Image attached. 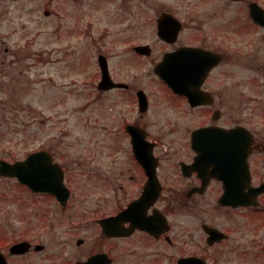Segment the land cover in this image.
Segmentation results:
<instances>
[{
  "label": "flooded vegetation",
  "instance_id": "af4514ba",
  "mask_svg": "<svg viewBox=\"0 0 264 264\" xmlns=\"http://www.w3.org/2000/svg\"><path fill=\"white\" fill-rule=\"evenodd\" d=\"M93 2L0 0V22L11 11L19 20L54 13L50 31L34 26L58 45L57 57L41 52L43 65L56 62L60 72L79 74L81 41L123 40L132 58L151 62L153 82L133 84L95 47L87 89L68 91L84 99L68 113L86 117L93 142L84 169L77 154L50 146L44 119L32 131L30 95L26 87L16 91L22 86L8 70L16 61L3 54L0 168L5 161L10 169L0 171V264H47L52 244L58 264H223L238 252L254 256L253 245L239 239L255 232L257 219L264 224V189L257 190L264 184V101L241 100V88H264V23L251 14L252 8L264 15V0H157L152 11L139 5V27L98 34ZM111 19L107 14L105 21ZM12 24L10 34H30L25 22ZM30 63L17 78L24 79ZM80 170L87 176L82 186ZM145 189L151 204L143 213ZM135 200L130 215L111 219ZM180 210L184 218L177 220ZM149 215L156 216L154 230L140 229L139 217ZM58 224L64 232H48Z\"/></svg>",
  "mask_w": 264,
  "mask_h": 264
},
{
  "label": "rangeland",
  "instance_id": "374dc122",
  "mask_svg": "<svg viewBox=\"0 0 264 264\" xmlns=\"http://www.w3.org/2000/svg\"><path fill=\"white\" fill-rule=\"evenodd\" d=\"M92 3L90 7L93 12L95 32H103L104 28L110 27L113 33L121 31V28L125 26L139 27V19L136 17V11H139V5L148 6L145 10L152 11L154 6L157 4V0H102V2ZM163 2L168 1L173 4H183L184 0H161ZM95 3V4H94ZM104 4V5H103ZM56 2L53 3V8L55 9ZM94 8V9H93ZM112 16L110 23L105 21L106 15ZM130 16H134V19H130ZM14 17V18H13ZM23 19L19 20L17 18V13L14 14L12 11L7 15L5 21L0 22V59L3 54H7L10 62L16 61V64L11 66L9 69H14L16 85L20 83L22 88L16 89V91L24 90V94L30 95V101L32 103V125L31 129L33 132H38L41 129L40 119H44V126L46 127V136L50 146L58 148L65 154L69 153L74 157L79 158L78 165L80 168L86 169L90 163L88 158L90 155V150L93 147L92 138L90 137V131L84 120L86 117L82 116L81 119H75L69 111L72 110V106L77 102H83L84 99H77L72 93L68 94V91L72 89L73 86L83 87L82 89H87L88 84L91 82V75L93 70V64L95 61L94 49L100 48L110 55L109 60H111V66L121 68L120 75L125 76L127 80H133V84H139V86H147L153 84L151 77L152 64L148 61H140L132 58L130 55L131 51L127 50L126 47L128 43H124L123 40L118 43H113L109 40H104L101 38L97 42H92L91 44L81 41L79 45L80 49V72H72L70 69H63L60 72L57 68V64L45 66L40 61L41 52L47 50L49 57H57L58 45L48 39L41 37V34L45 29L41 27L36 28V25L44 24L43 28H47L48 31L55 24L54 13L49 17L43 16L41 12H32L31 16L27 14L23 15ZM12 19L16 22H25L26 28L28 26L29 35H26V29L18 30L16 34H10L9 32L14 31L12 24ZM10 20V21H9ZM36 26V27H34ZM31 27L33 29H31ZM21 29V28H18ZM40 35V36H39ZM26 36H29L26 38ZM104 36V35H103ZM246 36V35H244ZM115 36H112L114 40ZM107 38V37H106ZM46 40V41H45ZM70 45L64 44V48L71 52ZM112 50V51H110ZM115 50V51H113ZM57 54V55H56ZM28 62L32 65L29 69L25 70V77H19L17 71L19 69L25 68ZM25 63L24 66H21ZM4 68L0 64V69ZM242 72V70H241ZM245 74L248 75V70H244ZM247 86V84H244ZM241 100H250L249 97L256 101H264V88L259 90L253 88L252 91L248 89H242ZM22 100H27L24 97ZM249 95V97H248ZM62 103V104H61ZM8 109V108H7ZM6 109V110H7ZM85 115V114H84ZM68 116V119L66 117ZM86 116V115H85ZM64 118L63 122L61 121ZM62 126L65 130L61 131ZM39 123V124H38ZM22 125V124H20ZM13 125L9 124V132L11 131ZM67 129V132H66ZM20 132H23V128H20ZM43 138V137H42ZM38 143V141H37ZM35 144V142H34ZM101 145L103 144L100 143ZM3 146H8V141L3 142ZM77 154V156L75 155ZM85 174V175H84ZM80 186L82 183H86L87 176L85 170H80L79 176ZM175 219H183V212L175 211ZM264 224L258 219L255 223V232H244L245 236H240V243H249L254 247V256L252 253L250 256L242 258L241 254L238 252L237 259L231 261L225 259L223 264H264ZM64 224H58L56 228L48 227V232H64ZM243 238V239H242ZM253 240V242H251ZM57 246L52 244L49 248V257L47 264H58L56 262V257L54 253L56 252ZM240 256L239 260L238 257Z\"/></svg>",
  "mask_w": 264,
  "mask_h": 264
},
{
  "label": "water",
  "instance_id": "95a60500",
  "mask_svg": "<svg viewBox=\"0 0 264 264\" xmlns=\"http://www.w3.org/2000/svg\"><path fill=\"white\" fill-rule=\"evenodd\" d=\"M251 14L253 16L259 17L258 19L256 18V20L260 21L261 23H264V15H263V13H262L261 10H254L253 11V9L251 8ZM100 64H101V68H102V78H103V81L109 80L108 72H107V68H106L105 64L104 63H100ZM132 142L134 143V147H135L136 140H133ZM1 164L2 165H1L0 171H2L4 173H8V171L10 169L9 164L6 163V162H1ZM24 164H25V161L17 163V165H20V166H24ZM260 188L261 189L262 188L264 189V185L261 186ZM48 189H50V186H48ZM148 191H149L148 189H145L143 195L139 198V209H141L143 211V213H144V211L150 205V203H146L145 202L146 194H147ZM136 203H137L136 200L133 201V202H131L126 209H124L123 211H121L117 216L111 217V219L112 220H115V219L122 218V215H124V214H126L128 212L129 213L127 215H130L131 212L135 210ZM152 217L153 216H148V217L143 216V217H139V228L146 229V230H149V231L154 230L155 226L152 225V223H151V218ZM2 264H6L5 261Z\"/></svg>",
  "mask_w": 264,
  "mask_h": 264
}]
</instances>
